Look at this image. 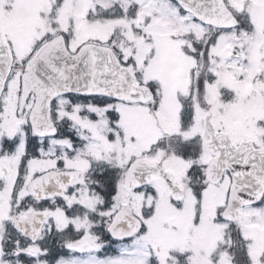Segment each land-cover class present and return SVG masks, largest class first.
<instances>
[{"label":"snow or ice","instance_id":"snow-or-ice-1","mask_svg":"<svg viewBox=\"0 0 264 264\" xmlns=\"http://www.w3.org/2000/svg\"><path fill=\"white\" fill-rule=\"evenodd\" d=\"M0 264H264V0H0Z\"/></svg>","mask_w":264,"mask_h":264}]
</instances>
